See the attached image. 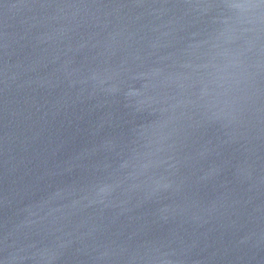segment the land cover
<instances>
[{
    "label": "water",
    "instance_id": "water-1",
    "mask_svg": "<svg viewBox=\"0 0 264 264\" xmlns=\"http://www.w3.org/2000/svg\"><path fill=\"white\" fill-rule=\"evenodd\" d=\"M0 264H264V0H0Z\"/></svg>",
    "mask_w": 264,
    "mask_h": 264
}]
</instances>
